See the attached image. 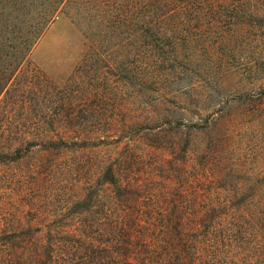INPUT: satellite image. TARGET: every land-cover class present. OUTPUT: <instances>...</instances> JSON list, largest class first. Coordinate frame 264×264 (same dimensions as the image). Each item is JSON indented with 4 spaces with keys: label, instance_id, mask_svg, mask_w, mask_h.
Masks as SVG:
<instances>
[{
    "label": "rangeland",
    "instance_id": "374dc122",
    "mask_svg": "<svg viewBox=\"0 0 264 264\" xmlns=\"http://www.w3.org/2000/svg\"><path fill=\"white\" fill-rule=\"evenodd\" d=\"M144 1L0 0V230L96 226L124 158L154 244L197 210L217 264H264V0Z\"/></svg>",
    "mask_w": 264,
    "mask_h": 264
},
{
    "label": "trees",
    "instance_id": "16d2710c",
    "mask_svg": "<svg viewBox=\"0 0 264 264\" xmlns=\"http://www.w3.org/2000/svg\"><path fill=\"white\" fill-rule=\"evenodd\" d=\"M165 5L145 0V24H152V21L148 20L150 9ZM52 14L48 12L45 15L49 19ZM48 141L51 143V140ZM19 150L20 148L16 147L10 151L19 153ZM124 161V158L110 160L98 173L99 183L93 190L95 199L104 209V214L102 218L94 221L96 226L84 223L83 229L78 232L49 230L47 234H42L38 226L26 228L17 225L11 232L2 229L0 264H217L213 252L217 251L219 246L236 244L235 234L233 236L226 226L220 227V220L207 219L197 213V210H193L196 215L193 220L187 221V218L179 217L169 228L161 224V243L154 244L151 232L157 228V221L144 218L140 214L143 205L140 204L139 198L130 196L135 186L131 184L130 179L122 176L120 167ZM209 179L212 181L213 177L210 176ZM106 191L109 192V198L103 202L101 199ZM222 205L226 203H215L211 209H217L219 206L221 208ZM124 206L135 214H120L119 210ZM226 212L234 214L232 208ZM242 219L241 223L246 225L245 230L250 229V217ZM216 229L220 230L221 240H217L215 236ZM60 233L66 234L63 236ZM257 244L262 246L264 242L258 240ZM162 247L167 250L159 255L158 251ZM225 258H228L227 253Z\"/></svg>",
    "mask_w": 264,
    "mask_h": 264
}]
</instances>
